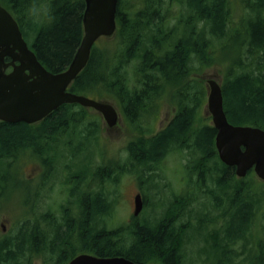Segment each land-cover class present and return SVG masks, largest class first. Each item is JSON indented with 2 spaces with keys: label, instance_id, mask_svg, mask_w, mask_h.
Wrapping results in <instances>:
<instances>
[{
  "label": "trees",
  "instance_id": "obj_1",
  "mask_svg": "<svg viewBox=\"0 0 264 264\" xmlns=\"http://www.w3.org/2000/svg\"><path fill=\"white\" fill-rule=\"evenodd\" d=\"M41 1L45 0H0V4L18 21L25 40L32 41L29 46L43 66L60 73L69 67L83 39L86 3L46 0L42 12ZM241 1L236 20L233 0H120L115 38L103 51L94 46L89 63L69 91L97 92L95 99H117L124 106L141 135L129 148L131 167L123 162L118 168L106 163L96 168L86 162L79 172H70L63 187L73 176L87 177L93 170L91 174L97 175L96 194L87 192L83 199V193L70 189L82 216L74 217L72 207L63 210V204L59 211L50 207L37 219L23 214L17 232L0 230V264H68L81 253L121 256L139 264H195L188 254L194 243L192 231L201 233L203 228L193 230L194 221L214 224L210 230L208 225L204 228L210 259L202 264H264V191L251 189L257 180L254 171L238 179L235 169L221 162L216 128L199 121L206 96L199 73L227 62L223 58L227 56L232 63L222 88L228 120L264 130V0ZM167 97L179 108L166 129L153 135V128L137 125L144 105H157ZM91 115L78 104H65L38 124L0 121V208L7 197H19L14 192L17 184L26 192L25 208L33 215L35 191L28 179L20 181L17 164L27 157L39 161L49 181L52 167L67 159L60 154L62 145L69 148L76 143L78 152L85 154L90 141L99 142L101 120ZM171 150L181 151L188 161L185 166L195 178L200 198L189 200L172 192V198L164 200L158 191L145 208H153L148 223L143 216H133L108 228L117 200L110 189L113 176H119V183L126 173L154 180L158 163ZM186 150L189 155H184ZM209 199L215 204L207 203ZM195 203L204 210H196ZM210 208L216 212L212 214ZM256 226L262 236L255 238Z\"/></svg>",
  "mask_w": 264,
  "mask_h": 264
},
{
  "label": "water",
  "instance_id": "obj_2",
  "mask_svg": "<svg viewBox=\"0 0 264 264\" xmlns=\"http://www.w3.org/2000/svg\"><path fill=\"white\" fill-rule=\"evenodd\" d=\"M84 35L69 67L53 73L38 60L29 47L13 15L0 4V121L36 124L65 104L93 108L109 127L118 122V112L109 102L97 101L69 91L86 68L92 50L101 37H112L117 30L119 0H85ZM10 58V62H6ZM13 70L7 73V69ZM209 88L207 109L217 130L215 146L220 160L235 169L239 178L250 171L264 182V130L234 125L224 107L223 88L216 75L206 76ZM135 216L143 209L141 195L136 197ZM69 264H139L125 257H99L80 254ZM149 264V263H148Z\"/></svg>",
  "mask_w": 264,
  "mask_h": 264
},
{
  "label": "rangeland",
  "instance_id": "obj_3",
  "mask_svg": "<svg viewBox=\"0 0 264 264\" xmlns=\"http://www.w3.org/2000/svg\"><path fill=\"white\" fill-rule=\"evenodd\" d=\"M233 1L235 4V7L234 9H232V12L234 14V19L238 20L241 15L242 1L241 0H233ZM41 4L43 6V9L41 11L45 12V8L47 6L46 0L41 1ZM110 41H111L110 38L102 37L96 42L95 47H97L100 51H103L104 50L103 47L106 44H108ZM27 43L30 45L32 41L29 38H27ZM223 58L227 59L228 61L227 62L224 61L225 63H219L211 67H206L199 73L200 77L208 76V75H216L218 80L222 84H224L226 77L228 75V69L231 67L229 64V62L231 61L228 59L227 56H223ZM196 76H199V75L197 74ZM202 82H203L206 96H205L204 106L200 111L199 121L205 120L206 123L212 124L211 117H208L204 111L205 109H207L208 89H207L206 82L205 81H202ZM96 93L89 92L86 95L90 98H98ZM106 101H109L114 105H118V102L113 99L107 98ZM164 105H165V108L160 113V117L158 119L160 123L158 125H157L158 121L156 123L158 129L160 130L162 129L164 125L166 126L170 122L173 114L175 113V110L173 108V103L170 97H167L165 99ZM91 114L93 116L97 114V118H100L101 120V124H102L101 131L102 132H101L99 142L90 141L88 144L87 152L85 154H83L80 151L78 152L77 150L78 147L76 148L74 147L64 148L63 147L60 150V154L65 153L67 159H64L61 162L59 161L56 168L52 167L53 170L51 171V173L48 174V177L50 179V180L48 179L49 181H47L44 176V174L46 175L48 171L44 168V166L39 161L34 160L33 158H32L33 160H30L29 157L23 158L21 159V161H19L17 165L19 166V170H20V175H19L20 181L28 179L30 182H32L30 184V187H31L30 190H32L33 192L35 190H38L40 195L33 199V205H34L35 210H34L33 215H31L25 208L26 202L24 201V199L26 197V192L23 191L24 189L22 186H17L16 184V187H14L15 188L14 192L16 191V194L19 195V197H12L11 199H10L11 196L7 197L8 200H6V203H4L3 207L0 208V224L2 222L5 224V228H6L5 232L7 231L17 232L19 230L23 214H25L26 217L28 218L32 216V218L37 219L38 217H40L41 213H44L50 207L53 208L52 210L54 211H59V207H58L59 204H63L62 205L63 210L70 208L71 207L70 203L66 202L69 197L70 188H68L67 186L63 187L62 184L65 183L66 178L70 177L69 175L70 172H79L86 162L93 166L96 161L95 156H97V164L99 165H102L104 163L114 165V163L117 161L121 164H124L122 161L125 160L127 156V151H126L127 143L132 138H135L138 135L137 134L138 132L137 133L134 132L136 130L134 128V125L125 122L124 118H121L119 127L111 130L110 128L112 127H109L107 125L103 116L100 113L94 110L92 111L91 109ZM150 118H151V114L146 120L147 125L149 123ZM72 151L74 154H76L77 152L76 158L73 156ZM184 155H189V152L186 150ZM181 158L184 164L186 165L188 161L182 157V152L179 150L173 151L169 153L168 156H165L164 158H162V160L158 163V168L160 170L159 171L157 170V174L154 180H150L147 177L139 178V177H136L132 173H126L122 175L123 179H121V182H120L121 192L117 196L118 197L117 200L113 201L114 203H113V206L111 207L112 214L107 219V222H106L107 227L111 229L116 228L117 226L122 225L126 222H129L133 219L134 196H136V194H138L141 191L140 182H141V187L145 188V192L147 194L146 195L147 206L151 205L154 199V196L156 193H158V191L160 192V194H162V196H164V200H168L172 198L173 196L172 192L183 195L187 197L189 200L196 201V199L200 198L198 197L199 193L197 189L195 188V185L192 184L191 182V178L189 176V170L182 163ZM124 162L126 165H129V167H131L130 160L128 162L127 161H124ZM97 164L95 165L96 168H97ZM67 165L69 167H67ZM91 173L89 175V184L87 185L88 188H92L94 186V182L97 180L96 179L97 176L95 175V173L93 174ZM115 179L116 177L114 175L113 181ZM137 179L140 182H138ZM162 180H164L165 182H161ZM154 182H157V183L153 184ZM204 185L208 186L207 180L204 181ZM251 187H252L251 189L253 190V192L259 193V191H264V182H262L261 180H258L257 178V180L256 179L253 180ZM110 189L112 192L111 186H110ZM85 198H86V195L83 196V199ZM74 200L75 199L73 198L71 201L74 202ZM207 203L211 205L215 204L213 199H209ZM194 207L196 210L200 209L197 203L194 204ZM151 208L152 207L148 209H144L143 218L151 217L152 219L153 208L152 209ZM72 210H73L74 217L79 218L83 214V209L78 204L72 205ZM203 210H198V211H203ZM210 211L212 214L216 212L215 209L213 208H210ZM217 227H219V225H217ZM195 228H196V223H193L192 229L194 230ZM192 234H193V241L196 244L197 242L200 241L201 238L199 234L197 233V231L195 230L192 231ZM192 234H190V237L192 236ZM253 236L255 238L258 236H262L259 226L255 227ZM80 249L81 248H78L77 246L76 251ZM194 250H195V247L193 248V245H192L190 247V251H188V254L191 257L192 263L193 261H197L192 257V255L194 254ZM235 250L238 251L240 250V248H237ZM203 260L205 259H200L199 261L195 262V264H202Z\"/></svg>",
  "mask_w": 264,
  "mask_h": 264
},
{
  "label": "flooded vegetation",
  "instance_id": "obj_4",
  "mask_svg": "<svg viewBox=\"0 0 264 264\" xmlns=\"http://www.w3.org/2000/svg\"><path fill=\"white\" fill-rule=\"evenodd\" d=\"M119 3H120V0H119ZM11 61V59L10 58H6V62H10ZM13 70V68L12 67H9L8 69H7V73H10L11 71ZM208 89V88H207ZM115 101H117L118 102V105H114V104H112L115 108H116V110H117V112H118V122H117V124L115 125V126H113L112 128H110L111 130L112 129H114V128H118L119 127V123H120V121H121V118H124V120H125V122H127V123H129V124H133V123H131L129 120H128V118H127V115H126V113H125V109H124V106L117 100V99H114ZM164 102H165V100L164 101H161V102H159V104H157V105H153V106H151L150 104H147V105H144L143 106V108L140 110V116H141V119L140 120H138V122H137V125L139 126V125H142L143 127H145V128H153V131H154V133H153V135H156L157 133H159L160 131H163L164 129H166V127L171 123V121L174 119V117L176 116V113H177V111H178V106L177 105H174L173 104V108H174V110H175V113L173 114V116H172V119L170 120V122L165 126H163L162 127V129L160 130V129H158V127H157V125L160 123V121H158V119H159V117H160V113L164 110V108H165V105H164ZM93 111V110H92ZM205 111V114L208 116V117H211V115L208 113V110L207 109H205L204 110ZM89 112L91 113V109L89 110ZM151 114V118H150V120H149V123H148V125L146 124V120H147V118L149 117V115ZM96 116H97V114H96ZM157 121H158V123H157ZM156 123H157V125H156ZM134 125V128H137V126H135V124H133ZM134 132H138L137 130H135ZM138 135L135 137V138H132L128 143H127V146H126V151H127V156H126V158H125V160H123L122 162H124V161H129V159H130V150H129V148H130V146L131 145H133L140 137H141V135H140V133L138 132L137 133ZM68 138V137H67ZM146 138L148 139V138H150V135H146ZM95 140H97V139H93L92 141H95ZM97 142V141H96ZM68 144H70V143H68ZM67 146V144H64V145H62V147H66ZM72 146L73 147H78V145L75 143V144H72ZM171 152H173V150H171L170 151V153ZM168 155H169V153H168ZM167 155V156H168ZM96 159V161H95V165L97 164V157L95 158ZM128 159V160H127ZM183 164H184V162H182ZM185 165V164H184ZM114 166L116 167V168H118L119 166H121L122 167V165H121V163H119L118 161L117 162H115L114 163ZM160 169H158V171H159ZM136 177H139V178H141L140 176H138V175H136V174H134ZM133 175V176H134ZM97 176V175H96ZM116 177V179L113 181H111V188H112V196H113V198L114 199H116V198H118L117 196L120 194V192H121V183L119 184V181H118V178H119V176L118 175H116L115 176ZM237 177V176H236ZM75 178V176H73L72 177V180L70 181V182H68V184L66 185L68 188H70V189H75V190H77L78 191V193L79 194H81L82 195V193L85 195L87 192L89 193V194H91V193H94V194H96L97 193V180L94 182V186L92 187V188H88V184H89V176H83L82 178H80L79 176H78V178L76 179H74ZM86 178H87V180H86ZM191 178V177H190ZM238 178V177H237ZM246 178V177H245ZM97 179V178H96ZM122 179H123V177H122ZM238 179H240V178H238ZM195 179L194 178H192L191 179V182H192V184L194 183L193 181H194ZM66 181V180H65ZM137 181H138V179H137ZM138 182H140V181H138ZM158 182V181H157ZM157 182H154V184L155 183H157ZM161 182H165L164 180H162ZM153 186V185H152ZM69 189V192L71 191ZM140 189H141V191L138 193V194H136V196H134V212H133V216L134 217H136V218H140L141 219V215L143 216V211H144V209L146 208V206H147V200H146V192H145V188H143V187H141V182H140ZM150 191V190H149ZM174 193V192H173ZM32 194H33V192H32ZM34 194H35V198L36 197H38L40 194H39V191L38 190H35V192H34ZM137 195H141V197H142V202H143V209H142V211H141V213L138 215V216H135L134 215V213H135V205H136V197H137ZM75 198H77V197H75ZM33 199H34V197H33ZM78 199V198H77ZM72 200V198L69 196L68 197V199H67V201L66 202H68V203H72L73 205L74 204H76V202L77 201H75L74 200V202H72L71 201ZM71 207H72V205H71ZM150 208V207H149ZM151 219V217L150 218H144V222H147L148 223V221ZM147 220V221H146ZM194 223H195V221H194ZM197 224H196V227H198V228H203V229H201L200 230V232L201 233H198L199 234V236H200V241L199 242H197L196 244L195 243H193V248L195 247V250H194V254L192 255V257L195 259V260H197V261H199L200 259H210L209 257H208V254H207V251H206V246H207V244H206V242H205V238H206V234H207V232H205L204 230V228L208 225V230H210V229H212L213 228V226H214V224H206V225H203L202 223H198V222H196ZM224 225V224H223ZM223 225H219V227L220 226H223ZM95 227L97 228V215H96V222H95ZM0 230H1V232H2V234H6V233H9L8 231L7 232H5L6 231V228H5V224L2 222L1 224H0ZM199 232V231H198ZM194 242V241H193ZM242 246H243V244L242 245H237V247H239L240 249H242ZM240 260H241V258L240 257H237L236 258V262H240ZM197 261H195V262H197Z\"/></svg>",
  "mask_w": 264,
  "mask_h": 264
}]
</instances>
